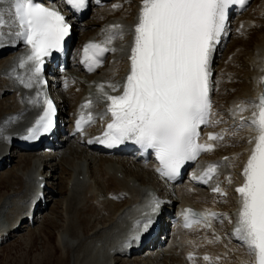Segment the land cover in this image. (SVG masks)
<instances>
[{
  "label": "bare ground",
  "instance_id": "1",
  "mask_svg": "<svg viewBox=\"0 0 264 264\" xmlns=\"http://www.w3.org/2000/svg\"><path fill=\"white\" fill-rule=\"evenodd\" d=\"M54 1H57L55 3L58 4L59 0ZM0 5L5 8L7 6ZM114 5H119V7H114ZM141 5L142 0H115L106 4L101 10H94L96 14H100L102 11L103 14L109 15L106 25L104 23L97 24L94 20L78 23V36L83 43L103 42L106 39L109 24L121 25L123 38L117 37L111 45V48H115L116 51L111 52L105 66L100 71L92 76L82 78L86 82L80 84L73 79L63 81L65 75L62 76L61 85L65 86L64 95L67 98L66 101H62L63 104L66 103L64 105V109L67 110L65 118L68 116L71 118L70 114L74 112L75 108L87 99L85 95L87 88L90 87L88 83L95 82L96 86L103 83L105 88H110L108 85L113 84L122 90L130 68L127 62L128 56L126 57L124 53L126 46H128V51L132 46L134 27L138 22ZM5 18L9 19L7 13ZM262 18L264 19V0L259 6L253 8L248 19L241 17L237 20L231 34L246 33L255 26L261 27L263 25ZM0 31L4 33L3 38H8L9 32L7 33L5 27ZM223 45L222 39L220 43L217 40L213 44L209 68L210 72L213 71L210 81L215 94L213 102L216 118L220 121L218 129H228L226 133L231 136L221 144L230 150L222 152L219 150L220 144H218L217 152L207 155L204 162L217 160L219 163L222 157L229 158L222 162L223 166L220 170H223L225 175L219 177V182L227 193V198L225 200L209 195L208 191L203 189H197L195 194L190 193L189 188H195L191 184L173 188L175 199L170 197L171 204L164 205L165 209L173 210L172 214L175 212L171 218L173 231L168 235L170 241L166 245L167 249L164 248L163 251L167 253L166 251L169 250L173 255L181 257L183 263L179 264H254L255 262L254 255L249 252L247 245L237 240L233 233L237 225L241 199L236 188L243 183V168L251 149L255 146L254 137L258 134L250 121L253 118V113L259 111L258 108L253 107V104H257L260 95L264 93V32L258 35L251 48L243 76L227 65L229 62L237 61L236 58L242 54V47L235 51L232 57H226V65L224 61L222 68L218 69L217 67L214 71V65L217 64ZM18 56H20V50L0 52V161L3 160L1 165L10 159L13 150L27 152L25 146L20 145L17 135L19 133L24 135L35 123L42 107L46 105L45 100L53 101L56 97L53 94L55 82L49 77L51 72H48L44 77L41 75L35 78L33 87L28 90H20L16 86L11 75L16 73L18 61L13 62V59ZM67 64V69H71L70 71L81 72L77 60L75 63L67 60ZM240 78L242 85L237 90H233L234 93L229 102H223L219 95L216 96L219 90L233 88V86L226 87L227 82L234 79L240 80ZM90 88H95V85ZM98 97H101L102 100L106 99L101 91L96 99ZM241 105L244 106V111L238 107ZM97 110L99 114L96 120L99 121L103 116V109L98 106ZM240 118H244V121L239 122ZM69 121L70 119L67 120V122ZM250 139H253L252 143H249ZM10 151L11 153H9ZM44 152L47 155L34 160L28 170L17 169L8 178V183L13 186L15 192L0 195V239L7 234L10 236L19 232L21 226L27 221L34 223L35 215L41 211L39 207L41 193L43 200L45 195L51 194L47 188H37L39 183H36V177H44L43 169L50 168L49 164L53 161L72 160L76 154H79L81 155L79 160H72L74 176H71L72 178L67 182L68 195L62 210L64 223L57 238V248L60 251L58 264H116L117 256L124 258L127 257V254L130 256L139 254V251L132 249V243L125 242V239L131 236L130 233H127V227L135 225L138 213L144 207L147 208L145 193L149 192L150 188L141 182L140 173H136L138 175L135 178L131 177L126 165H132L134 169H139L138 171H142V174L150 177L153 174L151 166L141 164L132 155L122 156L125 157L124 159L107 155L103 157L105 161L99 160L102 162L100 163L96 160L97 156L101 157L100 153L88 150L83 139L72 135L71 132L67 133L65 142L46 146ZM119 160L121 161L118 162ZM92 167L96 168L99 184L98 181L94 182L95 179L93 180ZM52 170L55 171L54 168ZM227 177H231V183L229 180L225 181ZM12 179H16L17 182ZM45 182L47 184L49 179ZM123 197L126 198V203L116 210V203H120ZM115 201L117 202L115 203ZM227 201H230V205L226 204ZM187 207L200 213L212 210L221 213L223 215L219 217L222 223L216 225L211 222L209 230L205 229V225H199L190 231H184L175 215L178 212L183 213ZM163 215L168 216L167 213ZM95 219L107 222L91 232L88 227ZM156 242L154 241V243ZM171 253L170 255H172ZM189 254H192V259H189ZM205 255L209 257V260L204 259ZM47 256L49 257V254Z\"/></svg>",
  "mask_w": 264,
  "mask_h": 264
},
{
  "label": "snow or ice",
  "instance_id": "2",
  "mask_svg": "<svg viewBox=\"0 0 264 264\" xmlns=\"http://www.w3.org/2000/svg\"><path fill=\"white\" fill-rule=\"evenodd\" d=\"M66 2L77 9L85 6V0ZM245 3L246 0H142L128 57L130 70L122 94L108 95L104 93V85L99 86L109 102L107 112L112 118L100 142L112 146L133 140L145 150H154L159 161L157 171L168 179L175 178L186 161L196 160L201 152L212 151L213 144L198 143L200 126L209 124L213 115L209 96L210 57L213 44L224 31L227 9L232 4L243 7ZM0 4L9 5L0 7V29L18 27L15 36L31 48L30 55L21 58L19 64L24 68L28 62H33L31 75L27 80L17 77L24 87L31 88L42 70L43 58L53 50H60L69 25L59 11L35 0H0ZM6 13L10 19L5 18ZM3 37L0 31V39ZM117 37L123 38L121 25L111 26L102 44L89 43L84 47V61L89 71L101 65L100 57L105 53L116 51L108 45ZM108 87L119 91L116 85ZM44 103L43 115L35 127L28 129L26 138H36L51 129L55 109L51 100ZM239 107L245 110L243 105ZM253 107L259 111L253 113L250 124L258 134L243 168V183L236 188L241 199L233 235L254 254L255 264H264V93ZM81 120L76 124L78 130H82ZM223 138L222 134H208L209 141ZM252 142L250 139L249 143ZM218 167L208 165L200 181L208 183ZM228 180L231 183V177ZM212 191L226 195L218 185ZM222 215L186 209L185 227L201 222L211 227V221ZM151 222V219L142 222L145 230ZM139 238L134 235L130 239ZM192 258L189 254V259ZM204 259L209 260V257L205 255Z\"/></svg>",
  "mask_w": 264,
  "mask_h": 264
},
{
  "label": "rangeland",
  "instance_id": "3",
  "mask_svg": "<svg viewBox=\"0 0 264 264\" xmlns=\"http://www.w3.org/2000/svg\"><path fill=\"white\" fill-rule=\"evenodd\" d=\"M263 0H255L249 11L247 12V15L242 16L244 19H248L250 16V13L253 12V8L256 6H259ZM251 11V12H250ZM98 13V12H97ZM109 17L108 14H103L102 11L100 14H96L94 12L89 13L87 18L85 19V23L90 20L96 21L97 24L106 22ZM241 17H235L233 18L230 23L235 27L237 24V20H239ZM263 25L255 26L253 29L249 30L246 33L238 32L235 35L230 36L229 42L226 43L224 48L220 51V55L217 60V64L214 65L215 70L219 68H222L224 61L226 65V57H232L235 53V51H238L241 47L243 48L242 54L236 58L237 61L229 62L227 63L228 66H230L235 71L239 72L241 76L245 73V66L248 55H250V51L252 46L254 45L255 41L257 40L258 35L261 32H264V19L262 18ZM231 27V29H234V27ZM81 44V41L78 40V29H75V35H74V42L72 44V50L70 52V55L78 51L79 46ZM77 56V55H76ZM76 58V57H75ZM1 59V58H0ZM230 59V58H229ZM219 62V63H218ZM54 73V72H53ZM52 73V74H53ZM76 77V81L79 82H85L84 79H79L74 73H72ZM56 76V75H55ZM54 77V75H53ZM242 85V80L240 78L237 80L229 81L225 84V86H233L231 90L228 88L224 91H218L216 96H220L222 98L223 102H229L232 94L234 93V89L237 90ZM56 86V85H55ZM58 90V85L56 86ZM55 87V88H56ZM221 93V94H220ZM224 95V96H221ZM226 96V97H225ZM225 97V98H224ZM220 150H223L222 152H226L227 150H230V148L225 147L224 145L219 148ZM12 151V150H11ZM11 151L9 153H11ZM41 154V155H40ZM35 153V152H19L18 150H13L10 156V159L7 160V162L0 165V195L3 193H13L15 190L13 189V186L8 183V178L12 176V173L17 170H28L32 166V163L36 159L42 158L44 155L42 153ZM83 155V154H82ZM26 157V158H25ZM81 155L76 154L73 159L79 160ZM103 158V156H101ZM97 156L96 160H103L105 158H101ZM123 159V158H118ZM72 160H56L49 164L50 168L46 169L44 171V175L46 179H49V182H47L48 190L51 194L46 195V201L47 205L46 207H43L40 213L37 215L36 223L34 221L32 224H24L22 225L21 229L17 233L11 234L8 238H5L3 241H0V264H58V257L60 254L59 249L57 248V238L59 232L63 228V215L62 210L64 209V201L66 199V196L68 195L67 191V182L71 178L72 171H73V163ZM71 161V162H70ZM119 160L118 162H120ZM102 163L101 161H99ZM129 174H131V177L137 176L140 173L139 176L141 182L144 184H151L155 185L156 180H154V177L145 176V174H142V171H138L133 168V166L126 165ZM55 169L53 171L52 169ZM92 175L94 182L100 183L97 174H96V168L92 167ZM7 176V177H6ZM148 177V178H146ZM7 178V179H6ZM6 179V180H4ZM143 179V180H142ZM14 182H17L16 179H12ZM153 181V182H152ZM14 191H13V190ZM117 201H115L116 203ZM124 203H126V198L123 197V199L116 203V210L119 209ZM227 205H230V201L226 202ZM115 210V211H116ZM42 217V218H41ZM24 222V221H23ZM107 221L95 219V221L90 224L88 227L89 231L95 230L97 227H101L102 224L106 223ZM168 226V225H167ZM169 241V240H168ZM164 243V242H163ZM47 247H49L47 249ZM51 248V249H50ZM53 248V250H52ZM167 249V246H166ZM47 250V251H46ZM163 248H158L154 251H152L151 255L148 252H151L150 250L142 252L141 254L132 255L130 258H121L116 257V264H179L183 263L181 260L182 258L179 256L173 255L169 250L166 251L164 255H162L161 251ZM51 253H49V252ZM49 254V257L47 254ZM170 253L172 255H170ZM53 255V256H52ZM67 262V261H66ZM67 264V263H64Z\"/></svg>",
  "mask_w": 264,
  "mask_h": 264
}]
</instances>
